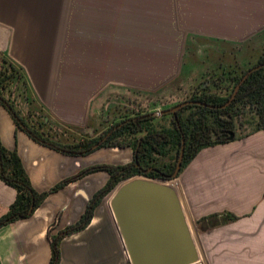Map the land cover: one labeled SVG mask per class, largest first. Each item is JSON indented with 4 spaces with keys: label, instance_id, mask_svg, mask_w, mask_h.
<instances>
[{
    "label": "crops",
    "instance_id": "1",
    "mask_svg": "<svg viewBox=\"0 0 264 264\" xmlns=\"http://www.w3.org/2000/svg\"><path fill=\"white\" fill-rule=\"evenodd\" d=\"M261 33L264 0H0V52L22 68L46 113L81 129L111 87L156 91L193 74L196 58L216 61L207 69L213 79L241 73L243 45ZM260 53L254 49L250 59ZM132 105L119 108L127 114ZM112 116L115 123L121 114L113 109ZM0 142L16 150L38 193L90 166L133 158L128 147L64 155L18 129L3 106ZM108 179L103 171L86 174L49 194L30 218L0 228V264H48L49 227L57 220L55 236L75 224ZM174 180L170 187L189 227L209 229L197 235L195 264H264V131L202 149ZM114 191L86 228L62 239L60 264H129L110 207ZM15 196L0 181V215ZM224 212L238 220L200 222Z\"/></svg>",
    "mask_w": 264,
    "mask_h": 264
},
{
    "label": "trees",
    "instance_id": "2",
    "mask_svg": "<svg viewBox=\"0 0 264 264\" xmlns=\"http://www.w3.org/2000/svg\"><path fill=\"white\" fill-rule=\"evenodd\" d=\"M264 63V50L258 60L249 68L234 76L212 78L215 91L208 88L198 90L187 101H199L211 106L224 105L233 93L244 74L254 66ZM223 92V94L215 93ZM0 106L10 114L16 127L24 131L36 143L69 156H85L100 148H125L133 152L132 161L124 165L96 164L78 175L65 179L48 192H36L30 183L16 150L6 149L0 142V181L14 189V202L0 215V228L8 224L30 218L46 197L57 192L68 183L90 173L103 171L108 181L88 202L84 213L73 225L66 227L55 236L47 238L50 243L51 257L48 264H60V243L63 238L77 233L90 223L94 210L102 199L112 192L119 183L136 176L151 180H170L178 160L181 139L184 138V155L180 173L202 149L227 142V136L215 139L220 131H233L234 138H244L258 131H264V67L252 72L241 84L232 102L224 109H210L201 106H186L171 115L170 126H156L154 112H137L135 109L120 110V119L111 123L101 133H82L81 128L56 125L47 120L44 109L33 97L26 81L24 71L0 52ZM254 114L256 126L247 133L238 135L245 115ZM165 116H160L164 118ZM89 128V127H88ZM70 130H73L71 132ZM179 173V174H180ZM223 217L222 223L234 222L238 218L228 212L202 219L211 220Z\"/></svg>",
    "mask_w": 264,
    "mask_h": 264
},
{
    "label": "water",
    "instance_id": "3",
    "mask_svg": "<svg viewBox=\"0 0 264 264\" xmlns=\"http://www.w3.org/2000/svg\"><path fill=\"white\" fill-rule=\"evenodd\" d=\"M264 63L249 69L236 85L229 100L220 107L199 101H185L172 108L152 113V117L173 116L186 106L224 109L234 99L241 84ZM227 140L234 138L233 131L221 132ZM184 155V138L175 170L170 180L179 176ZM111 211L122 239L130 264H195L198 250L191 236L175 191L165 185L135 179L116 187L110 201ZM195 233L193 225H190Z\"/></svg>",
    "mask_w": 264,
    "mask_h": 264
},
{
    "label": "rangeland",
    "instance_id": "4",
    "mask_svg": "<svg viewBox=\"0 0 264 264\" xmlns=\"http://www.w3.org/2000/svg\"><path fill=\"white\" fill-rule=\"evenodd\" d=\"M253 42L249 45H243L244 48H248V50H244V58H243V65L241 70L244 71L252 64H254L255 60L250 59L254 56V49L257 50L260 48V52L264 50V33L259 34L258 36L254 37ZM251 45V46H250ZM252 47V48H250ZM251 49H253V52ZM253 55V56H252ZM205 61V62H203ZM194 64V69L192 70L193 74L181 75L180 77L176 78L172 82L164 85L162 88L153 91V92H142V91H132L129 89H124L120 87H111L105 90L103 93L100 94L99 98H97L94 103L92 104V108L88 115V127H84L81 129L82 133L92 134L93 131L102 132L104 131L112 122H114L115 118L112 116L113 109L119 112L120 108H123L122 104H130L132 103L133 109L137 112H157L165 109L172 108L180 103H183L188 100L192 95H194L198 90H200L201 85H205V88H208L209 91L214 92L215 88L214 85L211 84V79L213 78L212 75H209L211 71H208L209 68H214L213 66L216 64V61L212 58H208L205 60L195 59L192 60ZM215 93L223 94V92L216 91ZM121 105V106H119ZM120 107V108H119ZM154 110V111H153ZM47 120L51 121L53 124L62 125L61 123L57 122L49 113L45 112ZM171 116H165L164 118L157 117L153 122L156 126H170ZM244 124L239 130L236 129V133L240 135L241 133H247L253 130L256 126V119H254V114L249 112L245 115V119H243ZM73 132V130H70ZM147 180L157 184L171 186L175 183L176 180H151L145 178L143 176H136L129 180L123 181L117 185V188L121 185L135 180ZM112 195H110L106 202L110 200ZM189 226V225H188ZM117 227V226H116ZM190 228V227H189ZM192 228V227H191ZM190 228L191 236L196 243L197 235L199 237V232L202 233L207 230H201L199 225L194 226V231ZM204 235L201 234L200 237ZM124 253L125 249H124ZM127 255V254H126ZM130 264V263H129Z\"/></svg>",
    "mask_w": 264,
    "mask_h": 264
},
{
    "label": "flooded vegetation",
    "instance_id": "5",
    "mask_svg": "<svg viewBox=\"0 0 264 264\" xmlns=\"http://www.w3.org/2000/svg\"><path fill=\"white\" fill-rule=\"evenodd\" d=\"M178 111H179V110H178ZM178 111H177V112H178ZM172 117H173V116H172ZM221 132H224V131L217 132L214 138H215V139H218V138H220L222 135H226V134L221 133ZM226 136H227V135H226ZM227 137H228V136H227ZM200 228H201V227H200Z\"/></svg>",
    "mask_w": 264,
    "mask_h": 264
}]
</instances>
